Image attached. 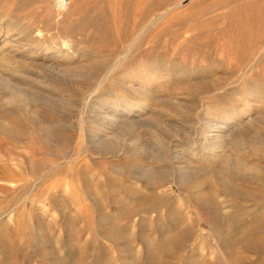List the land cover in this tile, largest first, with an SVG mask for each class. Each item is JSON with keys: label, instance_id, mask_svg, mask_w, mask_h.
Segmentation results:
<instances>
[{"label": "rangeland", "instance_id": "obj_1", "mask_svg": "<svg viewBox=\"0 0 264 264\" xmlns=\"http://www.w3.org/2000/svg\"><path fill=\"white\" fill-rule=\"evenodd\" d=\"M263 180L264 0H0V264H264Z\"/></svg>", "mask_w": 264, "mask_h": 264}, {"label": "bare ground", "instance_id": "obj_2", "mask_svg": "<svg viewBox=\"0 0 264 264\" xmlns=\"http://www.w3.org/2000/svg\"><path fill=\"white\" fill-rule=\"evenodd\" d=\"M56 3H57V8H61V7H63V6H65L66 5V3H67V0H56ZM28 36V35H27ZM74 44H73V41L71 40V39H64L63 40V42H62V46H61V48H58V51L60 50V51H65V52H67V51H70V52H73V50H74ZM20 48V47H19ZM16 49V48H15ZM18 49V48H17ZM21 49V48H20ZM67 54V53H66ZM72 55V54H71ZM46 60V59H45ZM56 62V61H55ZM53 63V62H52ZM58 65V64H57ZM60 65H61V63H60ZM46 66V65H45ZM54 66V65H53ZM47 67V66H46ZM61 67V66H60ZM59 68V67H58ZM60 69H62V67L60 68ZM65 69V68H64ZM117 104V103H116ZM104 110V109H103ZM133 108H126V109H123V108H115L114 109V111H116V113L114 114V115H112L111 117H110V119L112 120V121H120V120H124V119H126L128 116H131L132 114H135V112H133ZM107 113V112H106ZM246 116V114H243V117H245ZM110 120V121H111ZM216 119H215V117H210V116H208V117H206L205 118V120H204V126H205V130H204V132H203V136L205 137L203 140H200L199 141V145H202V146H204V147H201V146H198L199 148H201V149H203V148H205L204 150H208V151H214L216 148H218L219 149V147H220V145L221 144H218V142L219 141H221V140H223L222 138H221V136H223L222 135V133L224 132H226V130L227 129H229V127L231 126V124L234 122V120L235 119H233V120H229V121H227V122H224V123H222L221 122V124L219 123V122H217V121H215ZM254 133V132H253ZM202 134V133H201ZM225 136V135H224ZM252 136L254 137V138H256L258 141H257V143H263V140L261 139H258L257 137H255L253 134H252ZM220 138H221V140H220ZM251 138V137H250ZM166 141V140H165ZM163 142V141H162ZM223 142V141H222ZM173 145H175L174 146V148H172V146L169 148V152H170V158L172 159V161H173V163H174V167H175V170L177 169V171H183V169L187 166V162H188V159H189V157L190 156H188L189 154L191 155V154H195L196 152H197V150L196 149H194L193 147H190V146H188V147H186V146H182L181 144H179V143H175V144H173ZM223 147V146H222ZM198 148V149H199ZM221 148V147H220ZM224 148V147H223ZM200 149V150H201ZM169 155V154H168ZM225 158H227V157H224V160H225ZM229 159V158H228ZM227 160V159H226ZM229 160H227V162H228ZM226 162V161H225ZM236 168H237V171L239 172V174H241L240 176H242V177H247V176H249V175H251V177L252 176H254V177H256L255 175H258V173H259V169L258 168H252V167H248L247 165H246V163L244 164L243 162H241V161H236ZM199 165V164H198ZM256 167V166H255ZM227 168V167H226ZM260 168V167H259ZM229 170H230V168L229 169H226L224 172H223V174H222V176L224 175V181H225V183H230L229 181H230V173H229ZM181 171V172H182ZM262 171V170H261ZM234 172H236V171H234ZM184 173V172H183ZM222 173V172H221ZM183 177H184V175H182ZM179 177V176H178ZM259 177V176H258ZM253 178V177H252ZM256 179H257V177H256ZM259 179V178H258ZM224 181H223V183H224ZM263 182H264V180H263ZM233 184V183H232ZM249 186V185H248ZM229 187V189L231 190V191H235V192H237L238 193V195H241V196H239V197H244V196H247V194H248V191L246 190V189H242V188H234V187H232V186H228ZM249 188V187H248ZM229 191V190H228ZM251 192V191H250ZM253 193V192H252ZM251 193V194H252ZM250 194V195H251ZM249 195V196H250ZM248 196V197H249ZM238 197V196H237ZM238 197V198H239ZM251 197V196H250ZM245 198V197H244ZM247 198V197H246ZM264 220V219H263ZM258 222H259V220H258ZM258 222H254L255 224L254 225H256V223H258ZM261 222H263L264 223V221H262L261 220ZM252 225V224H251ZM258 225L260 226V224L258 223ZM263 225V224H262ZM261 225V226H262ZM259 226H258V228H259ZM263 227V226H262ZM226 235V234H225ZM255 241V240H254ZM257 241V240H256ZM258 242H259V240H258ZM252 243H253V241H252ZM256 243V242H255ZM247 244V243H246ZM248 246V245H247ZM256 247V246H255Z\"/></svg>", "mask_w": 264, "mask_h": 264}]
</instances>
